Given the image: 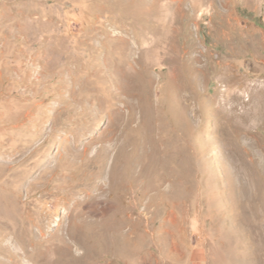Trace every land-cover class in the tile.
Masks as SVG:
<instances>
[{"label": "rangeland", "instance_id": "374dc122", "mask_svg": "<svg viewBox=\"0 0 264 264\" xmlns=\"http://www.w3.org/2000/svg\"><path fill=\"white\" fill-rule=\"evenodd\" d=\"M0 264H264V0H0Z\"/></svg>", "mask_w": 264, "mask_h": 264}]
</instances>
